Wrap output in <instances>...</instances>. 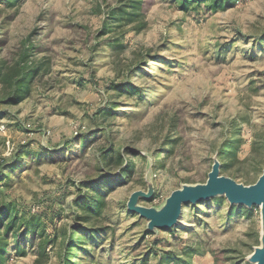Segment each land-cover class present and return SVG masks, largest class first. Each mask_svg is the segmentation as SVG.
<instances>
[{
    "label": "rangeland",
    "instance_id": "rangeland-1",
    "mask_svg": "<svg viewBox=\"0 0 264 264\" xmlns=\"http://www.w3.org/2000/svg\"><path fill=\"white\" fill-rule=\"evenodd\" d=\"M24 52L37 74L22 102L0 103V264H66L72 242L69 264H254L261 205L183 203L165 228L148 214L216 163L243 186L264 172V0H0L2 75ZM98 201L97 216L83 209Z\"/></svg>",
    "mask_w": 264,
    "mask_h": 264
},
{
    "label": "trees",
    "instance_id": "trees-1",
    "mask_svg": "<svg viewBox=\"0 0 264 264\" xmlns=\"http://www.w3.org/2000/svg\"><path fill=\"white\" fill-rule=\"evenodd\" d=\"M180 5H181V8L183 10H187L189 8L190 5H193V6H199L201 3H205V7L207 8V10L211 11V12H218V11H223V10H226L228 8H231L235 2H239V0H177ZM141 4V2H140ZM140 4L139 2H133L131 5H128L126 6L127 9H123L121 8L120 10H118V15L121 16H127V19H129V21L131 20L132 17L136 16L137 15V11L139 10L140 8ZM29 57L28 54H26V52H24L20 58V60L17 62V66H18V71H15L17 69L14 70V76L12 78V75L13 74H5V75H2V72H0V83H7L9 82V80H11L12 82L10 84L13 85V89H12V92L10 95H7L5 96L4 98L1 99V104H7V105H16L20 102H22L28 91H29V88H30V85H31V82L34 78V76L37 74V69L36 68H31V67H25L24 65H22L26 60L27 58ZM116 89H118V87H116ZM139 91L136 89V90H127L126 94L127 95H131L132 93H138ZM1 115V114H0ZM80 140L83 142L86 141V137H82L80 138ZM85 143H83L82 145V149L85 148ZM226 149L224 150H220L219 152V158H223V157H235V149H232V148H229L227 146H225ZM227 166H228V163H221L220 165V170L223 171L225 169H227ZM1 181V179H0ZM219 200L221 198H218ZM104 202H97L96 204L94 205H91L89 207H86V208H83L87 213H90V215H98L99 214V209L100 206L103 204ZM229 210H228V214L231 215L232 213H236V212H239V211H245L246 213H250L249 210H246L244 209L243 207L241 206H229L228 207ZM87 221L89 219H91L90 216H88L87 214ZM83 240L81 241V243L79 244H82ZM75 247H78V249H82L81 246H77L75 242H72V243H69L67 244L64 248H63V254L66 258V264H69V259L71 257L72 254L75 253L76 249ZM5 246H1L0 247V259H2V256L4 255L5 253ZM43 250H41L42 252ZM40 252V253H41ZM167 256H169L167 254ZM166 256V257H167ZM164 258L163 262H169L170 258Z\"/></svg>",
    "mask_w": 264,
    "mask_h": 264
},
{
    "label": "water",
    "instance_id": "water-1",
    "mask_svg": "<svg viewBox=\"0 0 264 264\" xmlns=\"http://www.w3.org/2000/svg\"><path fill=\"white\" fill-rule=\"evenodd\" d=\"M221 196L226 197L231 206L251 208L258 206L259 203H264V172L255 184L243 186L230 178L220 176L219 164L216 163L208 174L205 184L196 189L175 191L172 194L168 209L162 218L148 215L152 216L157 226L169 227L176 223L183 203L196 204ZM257 260H261V264H264V251L260 252L255 259H251L253 263H256Z\"/></svg>",
    "mask_w": 264,
    "mask_h": 264
},
{
    "label": "bare ground",
    "instance_id": "bare-ground-1",
    "mask_svg": "<svg viewBox=\"0 0 264 264\" xmlns=\"http://www.w3.org/2000/svg\"><path fill=\"white\" fill-rule=\"evenodd\" d=\"M262 206L263 207V209H262V226H264V203H259L258 204V206ZM262 245H261V247L259 248V249H255V251H254V253L252 254V259H255L256 258V256L260 253V252H262V251H264V229H263V232H262ZM254 264H261V260H257L256 261V263H254Z\"/></svg>",
    "mask_w": 264,
    "mask_h": 264
}]
</instances>
